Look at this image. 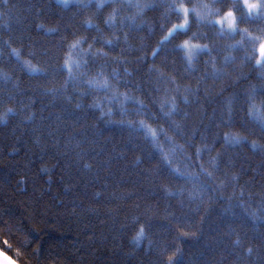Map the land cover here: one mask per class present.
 <instances>
[{"label":"trees","instance_id":"1","mask_svg":"<svg viewBox=\"0 0 264 264\" xmlns=\"http://www.w3.org/2000/svg\"><path fill=\"white\" fill-rule=\"evenodd\" d=\"M100 2L0 0V253L15 264H264V131L247 115L249 96L264 111V70L245 59L252 44L194 15L165 40L182 22L168 5L212 0ZM185 40L212 51L189 64ZM104 79L107 91L87 83Z\"/></svg>","mask_w":264,"mask_h":264},{"label":"snow or ice","instance_id":"2","mask_svg":"<svg viewBox=\"0 0 264 264\" xmlns=\"http://www.w3.org/2000/svg\"><path fill=\"white\" fill-rule=\"evenodd\" d=\"M61 3H63L65 6L68 4V0H60ZM92 0H89V4H91ZM114 4L115 0H102V2L97 4V8L104 7L105 4ZM132 7H136L140 9L141 11L143 8L148 7H155V5H130ZM84 7H88V5H84ZM169 10L178 17L179 21L172 26V28L168 31V35L165 37V40H168L169 37H174L178 35H186L188 31L191 29L193 20L190 19L192 15L195 16V23L200 24H207L212 28H215L217 25L220 26L219 28V35L224 36H234V35H241L243 39H246L249 43L253 46V55L252 56H246V60L255 59L256 65L264 70V27H258V31L262 33L261 36H252L247 29L241 30L239 28V25L242 23H247L249 21H260L261 24H264V0H212L211 4H202L199 6H193V8L190 10L188 7L184 5L183 2L179 4H171L167 6ZM199 8L207 9V12L202 14L199 11ZM227 9V11H224ZM238 13V15H237ZM209 17H219V19H209ZM135 19V18H132ZM115 21V13L113 15L109 16L107 20L104 21L105 24L111 25ZM91 25V21H88ZM224 25H227L225 28ZM81 42L77 41L72 45L73 48H76ZM105 43L108 46H112L113 42L111 40L105 41ZM257 44L258 49H257ZM243 46L242 44L240 45ZM91 47V45H90ZM181 50L184 51L185 57L188 60V63L191 64L193 56L198 55L202 51H207L209 54L211 53L212 49L208 48L207 45H196L191 44L188 40H185L183 44L178 46ZM233 48H236L237 45H233ZM158 51L153 52V56H156L158 54ZM258 51V58L257 53ZM102 55H107V53H102ZM227 59V58H226ZM75 66L79 68V63H75ZM65 67L67 71L69 72L70 78L72 79L73 86H78V81L71 76L72 73V65H70L67 61L65 63ZM262 77H264V72H262ZM87 83L90 86H100L104 88L106 91L111 89V85L109 84L107 79H104L103 81H97L94 82L89 80ZM255 91V90H253ZM125 100L130 99L127 96H124ZM112 100L118 101L119 96H113ZM253 97H248V110L247 115L252 118L253 120H256L261 125V130L264 131V111H260L256 108L255 104L252 103ZM137 103H141L140 101H136ZM11 111V109L9 110ZM123 123V121H121ZM130 127L133 126V121L127 122ZM222 123L226 127H231L233 124L232 116H231V110H229V115L227 119H223ZM139 124L146 128L147 131L153 136L156 137L157 133L150 128L149 126L145 125V122L143 120L139 121ZM245 137L241 136H229V134L225 133L224 135V141L227 143H240ZM253 147H255V142H253ZM264 147V146H262ZM174 151V150H173ZM200 155V149H197V156ZM165 160H167L169 163L171 161L169 160L168 156L164 157ZM178 175L183 176L184 174L179 171V169L175 170ZM208 176H212L211 172H207ZM143 228H141V231L138 235H143ZM251 251V249H249ZM170 264H176L175 261L172 260V258H169Z\"/></svg>","mask_w":264,"mask_h":264},{"label":"water","instance_id":"3","mask_svg":"<svg viewBox=\"0 0 264 264\" xmlns=\"http://www.w3.org/2000/svg\"><path fill=\"white\" fill-rule=\"evenodd\" d=\"M0 264H15L13 263L9 258H7L5 255L0 253Z\"/></svg>","mask_w":264,"mask_h":264},{"label":"rangeland","instance_id":"4","mask_svg":"<svg viewBox=\"0 0 264 264\" xmlns=\"http://www.w3.org/2000/svg\"><path fill=\"white\" fill-rule=\"evenodd\" d=\"M56 1L60 2V0H56ZM73 1H76V0H68V3L73 2Z\"/></svg>","mask_w":264,"mask_h":264}]
</instances>
